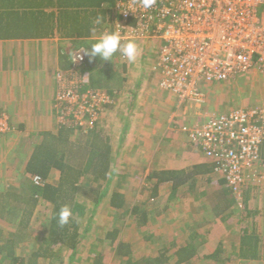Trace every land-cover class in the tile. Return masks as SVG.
Segmentation results:
<instances>
[{"label": "crops", "instance_id": "1", "mask_svg": "<svg viewBox=\"0 0 264 264\" xmlns=\"http://www.w3.org/2000/svg\"><path fill=\"white\" fill-rule=\"evenodd\" d=\"M113 1L0 0V120L7 124V128L0 131V215H23L28 209L32 177L28 172L29 159L32 149L44 139L43 134L56 131L59 109L55 97L66 83L59 74H69L77 51L89 50L103 31L116 30L120 15L115 10L117 0ZM97 16L103 17L101 25L93 24ZM93 27L96 31H92ZM128 41H134L138 46L135 62H128L117 52L112 61L96 58L94 63L85 54L78 73L88 79L83 88L101 91L110 100L102 106L98 127L110 134L112 140H117L115 177L135 172L131 178L134 182L127 186L129 198H133L131 204L138 206L134 215H142L147 209L153 223L149 227L134 225L128 228V232H132L144 227L155 236L138 247L135 253L144 252L142 247L148 242L155 249L167 241L162 234L166 230H159L163 221L170 228L179 223L176 226L179 230L171 229L169 238L177 235L180 241L175 242L179 245L196 248L192 258L179 264H224L228 259L223 254L219 259L206 258L204 261L203 258L217 248L223 252H237L245 230L259 237L258 247L264 252V182L246 185L243 209H239L227 183H215L219 177H213L212 160L180 131L182 125L192 126L203 121L213 108L225 112L257 104L264 97L258 91L249 92L251 84L257 85L260 77L251 72L250 76L257 78L250 82L246 79L243 91L236 86L246 77H235L205 87L207 101L204 105H179L175 96L159 88L158 75L146 60L147 54L156 50L158 41L144 37L138 40L122 38V43ZM221 87H228L230 93L219 95L217 91ZM130 144L133 147L127 151L125 148ZM261 158L260 169L264 171V147L261 148ZM161 171L192 174L178 185L171 179L157 183V177L150 178L153 173ZM52 173L57 174L56 179L50 177ZM138 173L143 174L141 185L137 182ZM217 176L223 177L222 174ZM47 178L54 183L58 173L52 170ZM121 179L124 182L126 175ZM117 191L126 197L122 189ZM109 195L110 192L101 203L105 210H110ZM125 199L130 203L128 198ZM219 201L230 203V206L222 209L225 203ZM127 215L125 220L133 218L131 213ZM93 224L88 237H92ZM15 230L11 225L2 227L0 234L7 237ZM225 230L228 232H222ZM29 233L35 236L33 232ZM199 235L202 239L197 240ZM227 238H231L229 242ZM93 240L88 248L90 251L101 246L96 239ZM32 243L31 246L35 244L33 238ZM152 247L145 254H149ZM230 260L237 264H264V256L255 260ZM176 263L171 258L165 264Z\"/></svg>", "mask_w": 264, "mask_h": 264}, {"label": "built area", "instance_id": "2", "mask_svg": "<svg viewBox=\"0 0 264 264\" xmlns=\"http://www.w3.org/2000/svg\"><path fill=\"white\" fill-rule=\"evenodd\" d=\"M116 30L122 38L158 41L152 70L158 86L176 97L179 105L202 106L205 87L238 75L257 72L264 76V0H156L143 9L140 0H117ZM131 21V22H130ZM85 52L73 55L68 75L59 74L62 85L56 94L60 123L93 122L109 103L101 91L85 89V75L78 73ZM7 124L0 120V131ZM180 131L214 162L237 201L243 200L248 183L264 182L261 144L264 143V98L257 104L225 112L209 113ZM34 183L41 177L32 175Z\"/></svg>", "mask_w": 264, "mask_h": 264}, {"label": "trees", "instance_id": "3", "mask_svg": "<svg viewBox=\"0 0 264 264\" xmlns=\"http://www.w3.org/2000/svg\"><path fill=\"white\" fill-rule=\"evenodd\" d=\"M93 60L94 63L97 62L96 58ZM56 126L55 132L48 131L43 134L44 139L31 152L28 172L41 177L42 182L37 184L32 179L29 181L30 196L26 209L28 213L24 211L23 215H0L1 220L8 218L18 220L14 227L15 232L7 237L0 234V264H72L77 261L81 257L80 252L93 224L95 211L110 190V183L115 177L117 154L113 147L112 136L98 127V121H94L93 125L57 122ZM263 147L264 143L261 144V148ZM211 164L213 177H219L215 183H225L224 177L217 176L219 173L215 171L216 164L214 162ZM52 170L58 173L54 183L49 182L47 178ZM191 174L187 175L181 171L179 173L161 171L153 173L150 178L157 177V183L171 179L175 185H178L187 180ZM89 177L93 183L100 180L97 188L92 190L85 185ZM81 199L91 200L89 215H86V207ZM125 201L126 199L118 191H112L108 199L109 206L113 210L122 209L131 213L133 218L130 222L135 221L136 227L153 225L147 215V209L143 210L142 215H134L138 210L137 205H130L125 210ZM219 202L225 203L224 208L220 206L222 209L230 206V203L227 204L225 201ZM38 203L45 204L47 209L43 217L44 231L33 237L35 244L29 247L28 252L21 253L18 246L31 236L30 223ZM64 205L71 208L72 218L68 224L60 227L56 216ZM86 216L85 225L81 227V220ZM127 216L129 215H120L118 218L124 219ZM126 226L131 228L128 223L123 222L105 229L101 237L96 239L101 246L87 251L83 263L165 264L172 258L177 261L176 264H179L178 262L189 260L196 254L195 247L179 245L174 240L164 241L155 249H150L149 254H135L138 247L155 236L146 230L128 232ZM258 244L259 237L245 230L238 251L227 256L226 259H261L264 252L259 250ZM67 251V255L64 256V252ZM220 254H223V250L217 248L205 258L219 259Z\"/></svg>", "mask_w": 264, "mask_h": 264}, {"label": "rangeland", "instance_id": "4", "mask_svg": "<svg viewBox=\"0 0 264 264\" xmlns=\"http://www.w3.org/2000/svg\"><path fill=\"white\" fill-rule=\"evenodd\" d=\"M131 22V21H130ZM138 39H140V38H137V40ZM136 40V39H135ZM156 54H157V47H156V50H154V52L153 53H149V54H147V57H146V60H147V62L150 64V66L153 64V62L155 61V59H156ZM151 55V56H150ZM250 73L251 72H249V73H247V74H242V75H238L236 78H242V77H246L245 79H241V83H239L236 87L238 88V90H241V91H243L244 89H246V87H245V85L243 84V82L247 79V81H251L252 79H254V80H256V76L258 75V77H260V80L258 79V81H259V83L257 84V85H255L254 86V84H251V91L249 92V93H255V91H258L257 93H260V95H261V97L263 98L264 97V76L263 75H261V74H258L257 72V74H256V76H250ZM240 76V77H239ZM261 79H263V81L261 80ZM246 81V82H247ZM256 82V81H255ZM220 83H222V82H220ZM217 84H219V83H216V84H212V85H217ZM212 85H210V86H212ZM209 87V86H208ZM257 87L259 88V90L257 89ZM249 88V87H248ZM228 89V87L226 88V89H223L222 87L220 88V89H218V90H220V91H217V93L219 92V95L220 94H227V93H230V91H229V89ZM222 90H224V91H222ZM228 91V92H227ZM206 92H207V89H206ZM56 98V97H55ZM261 98V99H262ZM217 100V99H216ZM55 103H56V99H55ZM212 107V106H211ZM213 108V107H212ZM227 109V108H226ZM102 110V109H101ZM99 111L98 113H96V119L94 120L95 122L96 121H99V118H100V114H101V112L102 111ZM210 112L209 113H213L214 112V114L215 113H218V111H220V110H216L215 108H213V109H211V110H209ZM223 112V111H222ZM90 116V115H89ZM88 116V114L87 115H85L84 116V118L83 119H85L84 121L85 122H83V124L85 125V124H92L93 125V122H91V118ZM114 123V122H113ZM186 125V124H185ZM108 127H110V125L108 126ZM108 127H106V128H108ZM112 143H113V147H114V149L116 148V145H117V140L115 139H113L112 140ZM131 145L132 144H130L129 146L127 145V147L125 148L126 150L128 149V150H130V148H132L131 147ZM125 146V145H124ZM127 150V151H128ZM135 172H133V173H126L125 172V174H121V176H117V177H115V180H113L112 182H111V185H110V194H111V192L112 191H117V190H121L122 189V193L126 196L125 198H128V200H129V202L130 203H126V207H127V205H132L131 204V200H133V198H129L130 197V195H129V192H130V190L127 188V186H128V183L129 182H134V180L133 179H131V178H133V176L135 175L134 174ZM124 175H126V179L124 180V182H122L121 180V177H123L124 178ZM143 176V174L142 173H138V175H137V177L139 178V180L137 181V182H139L138 184L139 185H141V181H142V177ZM50 177L52 178V179H56V177H57V174L56 173H52L51 175H50ZM91 179V177H89V180H87L86 181V183H85V185H87V186H89L92 190L93 189H95V188H97L98 187V185H99V182H100V180H97V183L94 181V183L90 180ZM93 183V184H92ZM81 200H83L82 202H83V204L85 205V207H86V215H89V213L91 212V206H92V202H91V200H88V199H81ZM236 200V199H235ZM236 203H237V207H239V209H243V200L242 201H237L236 200ZM125 206V205H124ZM138 207V206H137ZM140 207V206H139ZM109 210V209H108ZM108 210H105V206H104V204H101L98 208H97V210L95 211L96 212V218H94V224H93V229H92V237H88V239H86L85 240V242H84V245H83V248H82V250H81V257L76 261V264H84L83 263V259H84V257H85V255L88 253L87 251H90V250H88V248L90 247V245H92L93 243H94V240L93 239H97V238H99V237H101V234H102V230L103 229H105V228H108V227H110V226H116V225H119V224H122L123 222H126V223H128L129 224V227H132V226H136V222L135 221H133L132 220V222H130L131 220H128V219H123V218H118L120 215H127L126 213L127 212H123V211H115V210H113L112 208H110V210L108 211ZM46 211H47V209H46V207H45V204H42V203H38L37 204V207H36V211L33 213V218H32V220H31V223H30V230H32V232L36 235V233H41V232H43L44 231V221H43V217H44V215H45V213H46ZM245 221V220H244ZM243 221V222H244ZM17 222H18V220H11L10 218H8V219H0V228H2V227H5V228H7V227H9L10 225L14 228V225H16L17 224ZM176 222H178V220H176ZM177 224V223H176ZM179 224V223H178ZM178 224L177 225H172V227L170 228V227H166V223L163 221V223H162V226H161V228H159V230L161 229V231H164V230H166L165 232H162V234H164V236L166 237L165 239L169 242V241H175V240H177V241H180V238L176 235L174 238L172 237V235L170 236V238L168 237V235L169 234H172V231H171V229L172 230H174V231H176V230H179V228L177 227L176 228V226H178ZM5 225V226H4ZM85 225V218L84 219H82L81 220V227L82 226H84ZM169 225V224H168ZM239 225H240V223H239ZM127 227V229H128V226H126ZM160 227V226H159ZM168 229H166V228ZM123 228V227H122ZM146 228H144V227H141L140 228V231H144ZM222 232H224V233H226V232H228V231H222ZM159 233V232H158ZM204 237H205V235H203V239H204ZM32 238H33V236L30 238V240H29V238H27L25 241H23V242H21L20 244V246L22 247H19V248H21V253H26V252H28L29 251V249H27L28 247H30L33 243H32ZM196 238V237H195ZM198 239H202V235H199V236H197V240ZM231 239V238H230ZM230 239H226V240H228V242H229V240ZM166 241V242H167ZM24 243V244H23ZM24 245H25V248L26 249H24ZM152 243H147V244H145L142 248H145V250H144V252L143 251H140V255L142 254H145V253H148L149 252V248L150 247H152ZM153 248V247H152ZM91 249V248H90ZM67 253H68V251L65 253L64 252V256H66L67 255ZM135 254H137V252L135 253ZM231 254H233V252L232 251H226V252H223V255L225 256V258L227 257V256H229V255H231ZM204 259H206V258H203V260ZM205 261V260H204ZM224 264H237V263H235L234 262V260H227V262H225Z\"/></svg>", "mask_w": 264, "mask_h": 264}, {"label": "clouds", "instance_id": "5", "mask_svg": "<svg viewBox=\"0 0 264 264\" xmlns=\"http://www.w3.org/2000/svg\"><path fill=\"white\" fill-rule=\"evenodd\" d=\"M156 0H140L141 7L145 10L150 9ZM103 17L97 16L93 21L94 25H101ZM92 31H96L93 27ZM89 59L99 58L102 61H112L113 56L119 52L128 62H135L139 54V49L134 41L122 43V37L119 31H103L101 35L91 43L90 49H82ZM72 218V210L68 205H64L59 210L56 220L60 227L68 224Z\"/></svg>", "mask_w": 264, "mask_h": 264}]
</instances>
